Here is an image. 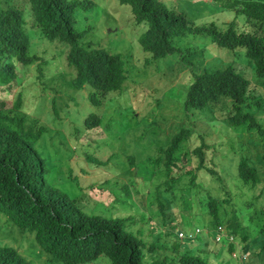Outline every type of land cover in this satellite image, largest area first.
Wrapping results in <instances>:
<instances>
[{
    "label": "trees",
    "instance_id": "trees-1",
    "mask_svg": "<svg viewBox=\"0 0 264 264\" xmlns=\"http://www.w3.org/2000/svg\"><path fill=\"white\" fill-rule=\"evenodd\" d=\"M85 1L22 0L21 6L14 0H3L0 4V84H9L17 76V63L29 67L40 59L31 50V39L25 28L23 6L28 5L33 27H37L48 40L59 41L68 47L67 63L75 71L70 82L73 90H89L87 97L97 108L90 111L82 122L86 129H92L100 126L104 119L98 113V108L106 95L123 92L128 78L123 56L89 45L86 41L88 30L78 28L77 12L86 4ZM118 1L130 7L137 24L146 25L139 41L142 49L152 57H167L176 52L178 48L172 43L176 35L207 34L216 46L243 48L245 55L253 60L256 76L264 77V0H215L245 16L242 22L234 18L222 25L215 21L195 24L184 11L168 6L164 0ZM192 75L184 97V107L191 113V123H182L178 131L171 136L166 135L164 141H159L155 134L158 145L154 148V156L146 153L143 155L145 158L140 159L132 153L122 152L125 159L120 161V166L135 168L140 162H148L146 165L163 167L166 176L164 184L169 194L175 200L181 197L183 206L193 212L195 218L209 216L206 227L210 228V232L217 224L225 222L220 203H228L233 198V193L228 190L229 179L234 178L241 186L253 191L254 199L264 206V125L249 110L258 103V99L253 98L254 87L249 77L236 67L229 64L224 68L207 69ZM219 101H222V106L215 110V104ZM11 102L8 105L9 101L0 97V219L33 231L40 248L64 264H84L100 256L108 257L111 264H169L179 254L178 264H223L217 258L206 256L204 242L200 247L189 246L187 240H193L190 238H178L172 245L173 253L160 257L158 247L161 233L168 234L170 231H161V226L155 222L154 232L152 230L149 236L151 239L153 235L157 236L155 240H147L142 230L133 229L134 221L129 216L87 210L89 201L92 207L97 204L78 183L72 169H69L71 179L63 177L61 173L57 179L69 181L75 194L71 193L69 186H61L53 178L37 148L46 130L45 125L27 119L20 92ZM53 106L54 115L57 116L55 98ZM208 110L217 117V122L226 123L229 131L225 134L231 136L232 145L225 147L223 141L211 143L199 133L197 137L201 143L193 147L192 155H189L190 149L182 151V145L193 140V133L197 131V112ZM216 112L219 114L216 115ZM211 116L210 122L218 125ZM238 130H255L257 138L250 143H239L236 137ZM75 131L80 130L76 127ZM114 135L123 136L124 129ZM217 151L225 158L219 156ZM179 153L182 157L178 156ZM87 157L97 164L104 163L94 154H87ZM217 159L224 169L218 168ZM184 164H192V167L184 170ZM223 171L229 177H224ZM206 180L220 181L225 196L206 191L204 184L201 186L205 192H202L199 185ZM78 190L81 192L78 193ZM125 193L130 195L127 186ZM159 206L158 220L162 221L161 224L169 223L162 202ZM243 207L239 212L234 209V217L226 221L228 231L234 235L233 242L228 245L230 251L235 248L236 241L244 251L250 252L251 237L257 238V233L264 232V216L258 221L252 220L248 214L251 206L243 203ZM253 208L256 211L255 206ZM238 213L243 214L242 220L238 219ZM178 247L180 253H177ZM236 260L240 261L239 258H231V263L246 264L247 261ZM262 262L264 264V260ZM0 264L32 263L14 245L0 242Z\"/></svg>",
    "mask_w": 264,
    "mask_h": 264
},
{
    "label": "rangeland",
    "instance_id": "rangeland-1",
    "mask_svg": "<svg viewBox=\"0 0 264 264\" xmlns=\"http://www.w3.org/2000/svg\"><path fill=\"white\" fill-rule=\"evenodd\" d=\"M14 1L21 6L23 4L22 0ZM164 1L170 7L184 11L195 24L215 21L222 25L234 18L239 22L245 19L243 13L224 7L215 0ZM2 2L3 0H0V4ZM85 3L77 12V26L88 30L86 41L93 47L120 53L126 61L127 68L128 79L123 92L108 93L98 108V113L104 117L101 125L92 129L83 126L82 122L90 111L97 110L87 97L89 90L85 88L73 90L70 82L75 71L67 63L68 47L59 41L48 40L37 27H33L28 5L23 6L25 28L31 39V50L37 53L40 59L29 67L16 64L17 76L9 84H0L1 99L9 101L8 105H11V101L15 100L19 92L21 93L24 99L23 111L27 119L36 120V124L46 127L37 148L43 155L47 168L55 179L60 173L63 177L71 179L69 169H72L78 183L97 204L92 207L88 200L87 210L90 212L129 216L131 221H134L133 229L142 230L147 240H155L157 236L153 235L152 239L149 236L152 230L154 232L155 222L161 226V231H170V227L176 222L207 226L209 216H199L195 220L194 213L183 206L182 199L178 197L175 200L174 196L169 194L167 185L164 184L166 176L163 167L146 165L148 162H140L135 168L121 167L120 161L125 159L122 152L132 153L140 159L142 157L144 159L143 155L146 153L154 156V148L158 145L154 139L155 134L159 141H164L167 139L166 135L171 136L177 132L182 123L185 125L191 123L189 120L191 113L185 110L184 97L192 81V74L207 69L224 68L229 64L249 77L254 87L253 98L258 99V103L249 110L264 125V77L256 76L253 60L245 55L243 48L216 46L211 36L207 34L176 35L172 43L178 50L167 57L154 58L142 49L139 41L141 34L146 30V25L135 22L128 5L118 0H86ZM54 98L57 116L54 115ZM220 106L222 101L215 104V110L221 108ZM215 114L218 115L219 112ZM211 115L217 122V117L212 111L197 112V131L193 133L191 142L183 143L182 151L190 149L189 155H192L193 147L201 143L197 137L199 133L211 143L223 141L225 147L232 145L231 136L225 134L229 131L226 123L217 122L218 125L211 123ZM76 127L80 131H75ZM121 129H124V135L115 136L114 134H118ZM236 137L239 143L246 144L255 140L257 133L255 130H238ZM125 143L129 145L125 146ZM217 153L225 158L220 151ZM87 154H94L104 163L97 164L91 161ZM178 156L182 157L181 153ZM217 161L218 168L222 169V163L218 159ZM179 163L182 167V161ZM192 163L195 165V158ZM190 167L192 164H184L183 169ZM175 173L178 174L177 168ZM222 175L229 177L225 171ZM57 181L65 188L69 186L71 193L75 194V189L70 186L69 181L64 179ZM72 181L76 183L75 180ZM201 183L199 186L202 192L206 189L213 194L225 196L220 181L206 180ZM203 184L205 189L201 186ZM227 184L233 198L228 203H220L225 223L234 217V209L239 212L244 208L243 203L251 206L248 214L252 220L258 221V218L264 216V206L259 205L254 199L253 191L247 190L244 185L241 186L234 178L229 179ZM126 186L129 196L125 193ZM213 186L215 188H212ZM79 192L81 191L78 190ZM160 202L169 223L161 224L162 221L158 220ZM238 215V219L242 220L243 214ZM161 236L158 247L160 257L172 254V245L178 240L175 228L168 234L161 233ZM255 236L257 238L251 237L252 249L246 264H263L264 232H259ZM205 239V233H201L195 243L187 240L189 241L187 244L198 247ZM0 242L17 247L32 264H64L40 248L33 231L21 229L3 218L0 219ZM205 245L208 252L206 256L209 255L210 259H214L215 255L214 257L223 264H235L231 263L234 255L228 247L226 249L225 246L209 243ZM179 247L182 249V246ZM179 247L177 253H180ZM179 256L169 264H178ZM84 264L111 262L108 257L100 256L95 261Z\"/></svg>",
    "mask_w": 264,
    "mask_h": 264
},
{
    "label": "clouds",
    "instance_id": "clouds-1",
    "mask_svg": "<svg viewBox=\"0 0 264 264\" xmlns=\"http://www.w3.org/2000/svg\"><path fill=\"white\" fill-rule=\"evenodd\" d=\"M181 202H183V201H181ZM180 203H178V204H180ZM194 219L196 220L195 216H194ZM180 221H181V219H180ZM184 225H185V228L183 227ZM191 227H193V228H191ZM173 228H175V232L177 233V236L179 239L190 238V239H193L192 241H194L199 234L205 233L206 239L204 240V243H209L210 245H216V246L222 245V246H225L226 249H227L229 243L233 242L232 239L234 238V235L230 231H228L225 222L217 224L210 232H209L210 228H208L206 226H202V225L197 224V223H196V225H189L187 223L183 224L181 222H176V223H174V225L172 227H170V231H172ZM234 243L236 246L231 251L232 254L234 255V257H232V256L231 257L234 259L239 258L240 261L238 260V262H242L244 259H247L249 252L244 251L242 249V245L240 243H237L236 241ZM198 247H200V245ZM206 254H208V253L206 252Z\"/></svg>",
    "mask_w": 264,
    "mask_h": 264
}]
</instances>
